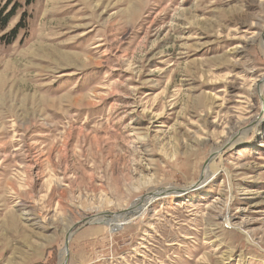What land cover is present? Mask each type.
Returning a JSON list of instances; mask_svg holds the SVG:
<instances>
[{
    "label": "rangeland",
    "instance_id": "rangeland-1",
    "mask_svg": "<svg viewBox=\"0 0 264 264\" xmlns=\"http://www.w3.org/2000/svg\"><path fill=\"white\" fill-rule=\"evenodd\" d=\"M0 6V264H264V0Z\"/></svg>",
    "mask_w": 264,
    "mask_h": 264
},
{
    "label": "bare ground",
    "instance_id": "bare-ground-1",
    "mask_svg": "<svg viewBox=\"0 0 264 264\" xmlns=\"http://www.w3.org/2000/svg\"><path fill=\"white\" fill-rule=\"evenodd\" d=\"M37 44H39V45L38 46L36 45L37 47L35 49L32 48V51L34 50L35 54H37L36 52H44L48 56L55 55V56L61 58L64 62H70V60L73 59L74 61H77L78 63H82L83 64V62L87 60V59L85 60V58H84L85 56H84L83 53H77V52H71V51H67V50L58 49L57 47L50 46L51 44L50 45H44V44H40L38 42H37ZM33 97H34V95L32 96V98ZM46 100H49V99H46ZM246 132H247V130L242 131L240 134H237V133L234 134L233 136L230 137V139H228L227 142L231 141V143H233V144L239 142L242 139V137H244L247 134ZM242 134H243V136L241 137ZM222 147H223V145H222ZM209 174H210V171L208 169L205 170L204 174H202L204 176L205 180H206V177H208ZM157 192L160 193L159 196H164V195H166L167 189H163L162 188L160 190H156V191H154V195ZM174 192H175L174 189H171V190L168 191L167 195L173 194ZM153 198L145 197L143 199H140L137 202L131 204L127 208V210L123 213L124 215L117 216L115 218L114 217L108 218L107 220H100V222L108 225L110 227L111 231H115V230L119 229L120 227H122V225L127 224V223L131 222L132 220H134L136 215L139 214L140 212H142L145 209V207H147L148 204L153 201ZM65 254H66V252L64 251V254L62 253L61 263L64 261V257L63 256H65Z\"/></svg>",
    "mask_w": 264,
    "mask_h": 264
},
{
    "label": "water",
    "instance_id": "water-1",
    "mask_svg": "<svg viewBox=\"0 0 264 264\" xmlns=\"http://www.w3.org/2000/svg\"><path fill=\"white\" fill-rule=\"evenodd\" d=\"M262 38H263V41H264V32H263V35H262ZM203 178V177H202ZM192 188H194V187H185V188H181V189H176V192H186V191H188L189 189H192ZM154 195V192H152V193H149L147 196H145V197H154L153 198V200L155 199V198H157V197H159V195H155V196H153ZM145 197H143V198H145ZM143 198H141V199H143ZM150 203H152V202H150ZM150 203L148 204V205H150ZM125 211H126V209H125ZM125 211H123V212H120V213H117V214H113V216L112 217H117V216H120V215H122ZM68 241H69V235L67 236V239H66V247H65V252H66V254H65V258H64V261L61 263V264H67V262H68V258H69V247H68Z\"/></svg>",
    "mask_w": 264,
    "mask_h": 264
},
{
    "label": "trees",
    "instance_id": "trees-1",
    "mask_svg": "<svg viewBox=\"0 0 264 264\" xmlns=\"http://www.w3.org/2000/svg\"><path fill=\"white\" fill-rule=\"evenodd\" d=\"M4 7L0 6V30L4 29L8 25L11 17L13 16V14L12 15L6 14Z\"/></svg>",
    "mask_w": 264,
    "mask_h": 264
}]
</instances>
